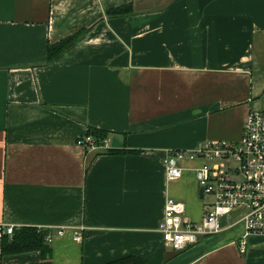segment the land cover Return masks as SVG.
<instances>
[{"label":"crops","instance_id":"1","mask_svg":"<svg viewBox=\"0 0 264 264\" xmlns=\"http://www.w3.org/2000/svg\"><path fill=\"white\" fill-rule=\"evenodd\" d=\"M251 111H264V0H0V224L52 238L48 262L32 251L0 264H264L242 210L182 252L158 230L169 198L194 222L210 203L201 162L172 182L167 157L237 143ZM89 128L119 153L80 147Z\"/></svg>","mask_w":264,"mask_h":264},{"label":"built area","instance_id":"2","mask_svg":"<svg viewBox=\"0 0 264 264\" xmlns=\"http://www.w3.org/2000/svg\"><path fill=\"white\" fill-rule=\"evenodd\" d=\"M77 144L93 153L109 150L108 139L98 143L88 135ZM189 161L201 162L194 170L195 178L200 196L211 201L202 220L194 222L188 219L184 203L169 198L158 228L164 244L175 252L194 247L225 231L222 220L240 210L239 223L245 226L246 235L264 236V111L248 113L237 143L208 142L195 150L172 151L164 162L167 179H182ZM13 232V227L0 224V234L11 236ZM51 239L47 237L48 242ZM245 247L242 242L240 249Z\"/></svg>","mask_w":264,"mask_h":264},{"label":"trees","instance_id":"3","mask_svg":"<svg viewBox=\"0 0 264 264\" xmlns=\"http://www.w3.org/2000/svg\"><path fill=\"white\" fill-rule=\"evenodd\" d=\"M132 14H133V10L131 6L115 9L109 12V15L111 16H130ZM81 35L82 33H79L57 45L54 46L50 45L48 48V61L50 63L55 61L70 47H72L79 40ZM87 135L93 137L95 141L99 143L101 141L107 140L110 133L104 130L89 128ZM104 152L119 153L117 150H107ZM47 237H48V232L39 231L33 228L14 229V232L11 236L3 235L2 237V250H1L0 258L9 255L28 253L32 251H40L43 256L44 262H48V259L50 258L51 255V248L47 244ZM109 264H143V263L140 259L136 257H129Z\"/></svg>","mask_w":264,"mask_h":264},{"label":"water","instance_id":"4","mask_svg":"<svg viewBox=\"0 0 264 264\" xmlns=\"http://www.w3.org/2000/svg\"><path fill=\"white\" fill-rule=\"evenodd\" d=\"M116 137L118 138V139H120L121 141H123V136H121V135H116ZM202 197V196H201Z\"/></svg>","mask_w":264,"mask_h":264},{"label":"rangeland","instance_id":"5","mask_svg":"<svg viewBox=\"0 0 264 264\" xmlns=\"http://www.w3.org/2000/svg\"><path fill=\"white\" fill-rule=\"evenodd\" d=\"M207 201H211L209 198H206Z\"/></svg>","mask_w":264,"mask_h":264}]
</instances>
